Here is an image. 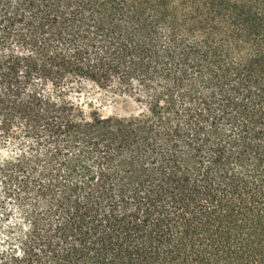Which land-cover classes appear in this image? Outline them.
Instances as JSON below:
<instances>
[{
    "label": "trees",
    "instance_id": "trees-1",
    "mask_svg": "<svg viewBox=\"0 0 264 264\" xmlns=\"http://www.w3.org/2000/svg\"><path fill=\"white\" fill-rule=\"evenodd\" d=\"M0 264H264V0H0Z\"/></svg>",
    "mask_w": 264,
    "mask_h": 264
},
{
    "label": "rangeland",
    "instance_id": "rangeland-1",
    "mask_svg": "<svg viewBox=\"0 0 264 264\" xmlns=\"http://www.w3.org/2000/svg\"><path fill=\"white\" fill-rule=\"evenodd\" d=\"M70 96L78 99L84 106L86 112L95 111L99 115L105 116H129L138 114L142 108L129 96L117 94L108 90H103L97 86L88 83H76L73 85ZM30 141H25L24 149L30 152L28 144ZM40 153H44V149H38Z\"/></svg>",
    "mask_w": 264,
    "mask_h": 264
}]
</instances>
